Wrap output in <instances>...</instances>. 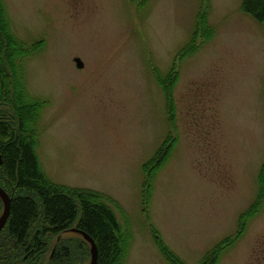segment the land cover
Returning <instances> with one entry per match:
<instances>
[{
    "label": "rangeland",
    "instance_id": "obj_1",
    "mask_svg": "<svg viewBox=\"0 0 264 264\" xmlns=\"http://www.w3.org/2000/svg\"><path fill=\"white\" fill-rule=\"evenodd\" d=\"M4 2L14 33L40 40L24 59L29 92L47 99L40 165L53 181L116 200L108 202L133 234L122 264H170L150 224L187 264L233 234L264 161V22L241 0H206L211 28L179 58L202 0ZM156 67L177 68L171 121ZM169 131L176 144L144 208L142 163ZM216 264H264V201Z\"/></svg>",
    "mask_w": 264,
    "mask_h": 264
},
{
    "label": "trees",
    "instance_id": "obj_2",
    "mask_svg": "<svg viewBox=\"0 0 264 264\" xmlns=\"http://www.w3.org/2000/svg\"><path fill=\"white\" fill-rule=\"evenodd\" d=\"M206 0H202L189 40L177 57L197 48V38L206 23ZM241 8L259 22H264V0H241ZM12 29L4 0H0V186L10 197L5 224L0 229V264H76L89 261V242L77 227L87 232L97 246L95 264H122L133 236L122 227L109 200H116L99 189L71 186L51 180L44 173L36 151L41 111L47 99L33 95L26 86L24 59L39 48ZM174 64V63H173ZM156 81L165 94L167 119L174 117L169 107L171 85L177 68L162 73L153 69ZM176 134L167 133L154 153L142 163L141 203L147 207L153 179L176 144ZM264 201V161L257 174L255 197L237 218V228L208 248L197 264H216L222 251L245 229L249 218L256 215ZM2 200L0 198V213ZM152 228L157 248L170 264H187ZM70 233L64 236L63 233ZM58 239L49 243L48 235ZM73 235V236H72ZM86 263V264H87Z\"/></svg>",
    "mask_w": 264,
    "mask_h": 264
},
{
    "label": "water",
    "instance_id": "obj_3",
    "mask_svg": "<svg viewBox=\"0 0 264 264\" xmlns=\"http://www.w3.org/2000/svg\"><path fill=\"white\" fill-rule=\"evenodd\" d=\"M74 60L78 66H82V62L78 56H75ZM0 162H1V155H0ZM0 198L2 200V211L0 213V229H1L6 222L10 207V197L8 193L1 186H0ZM73 229L81 232L84 238H86L89 241L90 259L87 264H95L98 250L94 239L84 230H81L77 227H73Z\"/></svg>",
    "mask_w": 264,
    "mask_h": 264
}]
</instances>
